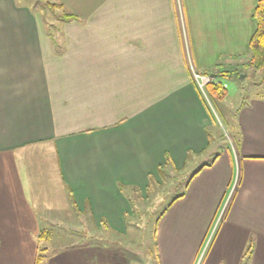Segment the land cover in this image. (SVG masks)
Here are the masks:
<instances>
[{
  "label": "crops",
  "instance_id": "crops-1",
  "mask_svg": "<svg viewBox=\"0 0 264 264\" xmlns=\"http://www.w3.org/2000/svg\"><path fill=\"white\" fill-rule=\"evenodd\" d=\"M50 2L62 7L47 24L44 9L0 0V158L52 162L43 175L75 216L53 220L66 233L46 240L41 264H131L100 246L96 231L127 232L132 200L147 199L150 179L161 183L160 170L209 150L216 117L192 70L246 59L257 0ZM65 12L77 18L60 21ZM261 78L238 107L233 150L197 173L157 222L160 264H198L204 251L200 264H264ZM28 175L0 181V264H34L45 236L31 194L52 192Z\"/></svg>",
  "mask_w": 264,
  "mask_h": 264
},
{
  "label": "rangeland",
  "instance_id": "rangeland-1",
  "mask_svg": "<svg viewBox=\"0 0 264 264\" xmlns=\"http://www.w3.org/2000/svg\"><path fill=\"white\" fill-rule=\"evenodd\" d=\"M17 1L28 3L31 7L37 8L40 11H43L44 9V11H46V18L43 17L45 23L48 24V22L54 21L55 16L51 15V9L46 8L44 1ZM220 71L221 69H216L214 72L205 74L217 76L222 79V83L218 85H222L223 88L228 90V94L223 100L215 99L210 96L208 90L204 93L198 88L202 95L208 100V104L214 111L216 117V124L212 129V133L215 136L209 150L202 155L188 159L184 168L175 171L173 170L171 172L169 171L171 173V177L169 178L167 177L169 172L160 170L159 174L163 179L161 183H158V181L152 177L150 179L151 184L147 188L148 197L145 201L140 199L137 200L139 202L138 206L136 204L137 208L133 209V214L130 215L127 221V232L115 233L108 231L106 227H102V229L96 231L98 237V240L96 241L100 246L103 245L105 250H117L118 248L125 253V256L123 257H126L127 254L129 258H126L131 264H160L157 248V218L166 208H168L169 204L176 196L185 193L186 185L197 169L206 163L212 162L213 159L225 149L228 148L233 150L234 142L232 137H235L233 136V125L236 121L238 107L241 100L244 99L243 97L251 95L255 90L258 78L263 75V70H255L251 73L250 69L239 67L237 69L238 74H233L232 76L225 78L220 76ZM26 161L10 160L7 162V159L0 158V181H11V178H13L11 177L13 172L14 180L19 182V179H21L20 173L24 171L28 172L29 175H32L31 177H28L29 175L25 177L28 182H32V185L36 183L37 185L45 186L47 190L52 192V194H46L43 190L40 194H31L34 199L32 200L34 204H32L35 207V217H37L41 229L48 232L46 238L40 239V248H44L47 244L46 240L48 241L50 238L52 239L51 242L54 240L56 241L57 236L66 233L67 225H59L53 220H68V218L74 216V214L73 211H70L72 213L66 211V208H64V201L54 193L55 188L52 189L54 185V177H46L43 175L44 172L53 169V163L48 161L46 163H41L40 161H35L34 158L29 162ZM39 164L40 166H38ZM46 185H49V187H46ZM235 185L236 181L228 195L226 194V199L224 198L223 200V202H225L223 205V211L231 199ZM19 194L21 196V193ZM48 194H50L53 201L57 203L56 207H53L54 202L47 200ZM137 197L138 196L136 195V198ZM34 201H38L37 204H35ZM59 204L62 206H58ZM42 206H46V209L44 207L41 208ZM69 213L70 216H68ZM45 217L52 221L48 226L44 224L43 220ZM216 228L217 225L212 232V236L214 235ZM89 239L90 238L88 237V240ZM65 243L66 241L61 240L57 244L64 246ZM204 254L205 251L198 264L201 263ZM123 257L121 256L120 259H123Z\"/></svg>",
  "mask_w": 264,
  "mask_h": 264
},
{
  "label": "trees",
  "instance_id": "trees-1",
  "mask_svg": "<svg viewBox=\"0 0 264 264\" xmlns=\"http://www.w3.org/2000/svg\"><path fill=\"white\" fill-rule=\"evenodd\" d=\"M44 1V4L46 6V8H50V9H55L57 7H62V4H58V3H53L50 2L49 0H42ZM253 17L255 19L256 22V29L250 39V52L249 54L246 56V59L240 63L237 64L235 66H231L230 68L228 67H222L221 63H218L216 66L218 69L222 68L220 71V76L228 78L230 76H232L233 74H238L237 69L239 67H243L244 69H250L252 71L255 70H263V75H262V81H264V0H257L256 5L254 7V11H253ZM60 18V21H68V20H72V19H76L77 17L71 13H66L64 15H62ZM53 24H50V26H52ZM49 26V25H48ZM208 93L210 94L211 97L215 98V99H223L226 95H227V89L223 88L222 85H208ZM216 159V158H215ZM214 159V160H215ZM213 162H209L206 163L204 165H202L199 169H197V171H195L193 173V175L191 176L190 180L197 174L199 173L205 166H209L212 165ZM189 180V182H190ZM188 182V183H189ZM187 183V184H188ZM122 189L124 190V187L122 186ZM184 195H178L176 196L171 203L169 204L168 208L174 203V201L180 197H182ZM134 200H132V204L135 208L136 207V202H133ZM168 208H166L161 214L160 216L157 218V222L161 219V217L166 213V211L168 210ZM48 232L47 231H43L42 234L45 235L43 237H46V234ZM42 237V238H43ZM41 238V239H42ZM252 243H250V248L252 246ZM248 248L244 258L246 260V262L248 261L250 254H251V249ZM46 251V247L44 248H40L38 249V253L35 257L34 260V264H41L44 260V253Z\"/></svg>",
  "mask_w": 264,
  "mask_h": 264
},
{
  "label": "built area",
  "instance_id": "built-area-1",
  "mask_svg": "<svg viewBox=\"0 0 264 264\" xmlns=\"http://www.w3.org/2000/svg\"><path fill=\"white\" fill-rule=\"evenodd\" d=\"M192 78L196 84V86L205 93L206 90H208V85L210 84H221L222 79L213 76V75H208L205 73L198 72L196 70H192Z\"/></svg>",
  "mask_w": 264,
  "mask_h": 264
}]
</instances>
